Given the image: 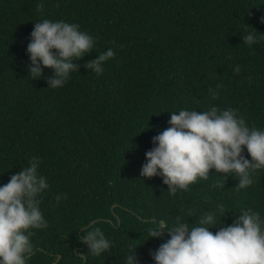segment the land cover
Listing matches in <instances>:
<instances>
[{
	"label": "trees",
	"instance_id": "16d2710c",
	"mask_svg": "<svg viewBox=\"0 0 264 264\" xmlns=\"http://www.w3.org/2000/svg\"><path fill=\"white\" fill-rule=\"evenodd\" d=\"M261 17L264 0H0V184L33 157L48 184L39 196L47 227L31 229L27 264H125L135 246L139 264H154L150 250L169 238H148L158 220L191 227L218 206L225 224L248 208L264 218V168L244 188L210 169L175 194L161 177L139 175L169 111L232 108L264 129ZM45 18L95 41L57 88L47 87L51 68L37 79L27 72L30 33ZM248 32L259 37L251 46ZM107 48L115 55L100 74L84 67ZM94 228L111 242L99 255L80 239Z\"/></svg>",
	"mask_w": 264,
	"mask_h": 264
},
{
	"label": "clouds",
	"instance_id": "9594fccd",
	"mask_svg": "<svg viewBox=\"0 0 264 264\" xmlns=\"http://www.w3.org/2000/svg\"><path fill=\"white\" fill-rule=\"evenodd\" d=\"M241 39L251 46L259 37L248 32ZM94 49V37L76 23L47 18L34 22L26 46L28 75L41 78L43 67H49L53 74L45 77L47 87H60L71 73L79 71L77 62ZM114 55L113 49L107 48L84 67L100 74L104 62ZM233 71L239 72L240 67ZM169 112V127L152 137L153 147L145 152L141 178L161 177L167 191L175 194L178 189L188 190L198 178L208 179L210 169L224 181L229 174L238 176L237 185L244 188L253 183L251 173L264 168V129L249 127L235 109L212 106L203 111ZM245 149L251 159L245 157ZM39 164V158L33 157L28 166L0 184V264H27L33 248L31 229L47 227L39 196L48 184L38 171ZM226 214L221 206L215 211L208 209L191 227L185 221L178 220L174 226L163 219L156 221L148 238L160 239L164 234L169 238L150 250L154 264H264V218L248 208L229 225L222 221ZM212 227L217 228L215 233L209 230ZM80 239L93 255L110 250L111 242L100 228L89 230ZM135 247L129 248L125 264H139Z\"/></svg>",
	"mask_w": 264,
	"mask_h": 264
},
{
	"label": "water",
	"instance_id": "95a60500",
	"mask_svg": "<svg viewBox=\"0 0 264 264\" xmlns=\"http://www.w3.org/2000/svg\"><path fill=\"white\" fill-rule=\"evenodd\" d=\"M75 249H76V248H74V251H75ZM82 256H83V255H82ZM59 258H60V256L58 255L57 260H58Z\"/></svg>",
	"mask_w": 264,
	"mask_h": 264
}]
</instances>
